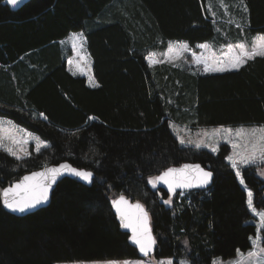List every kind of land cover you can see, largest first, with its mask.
<instances>
[{
  "label": "trees",
  "instance_id": "trees-1",
  "mask_svg": "<svg viewBox=\"0 0 264 264\" xmlns=\"http://www.w3.org/2000/svg\"><path fill=\"white\" fill-rule=\"evenodd\" d=\"M244 2L248 33H264V0ZM71 31L86 35L98 86L73 75L57 47H47ZM216 38L224 39L206 0H26L17 8L0 0V62L33 52L34 64L16 85L0 72V115L51 142L24 159L0 149V264L141 256L112 206L121 195L147 207L156 257L212 264L216 256L249 249L255 224L249 222L247 191L226 160L230 145L217 153L184 146L169 122L264 124V57L210 74L164 62L151 66L146 58L159 40L195 45ZM65 159L93 170L92 184L64 177L48 206L22 216L5 209L7 185ZM185 161L212 170L211 186L179 198L180 191L150 183ZM242 175L256 204L264 206L257 169L246 167Z\"/></svg>",
  "mask_w": 264,
  "mask_h": 264
},
{
  "label": "rangeland",
  "instance_id": "rangeland-1",
  "mask_svg": "<svg viewBox=\"0 0 264 264\" xmlns=\"http://www.w3.org/2000/svg\"><path fill=\"white\" fill-rule=\"evenodd\" d=\"M206 8L208 13L214 19L217 24L219 34H222L224 39L216 38L211 41H204L196 43L195 45H191L187 40L182 39H168L163 45L161 40L157 42V46H150L147 50V61L151 66H155L160 63H171L175 66L182 67L184 69H188L195 73H218L224 71H208L206 70V66L204 63H197V57L208 62V64L213 66H227L228 61L232 56L238 53V48L236 47L240 43H245L249 49L254 40L258 41L261 36H264V33L250 34L248 33V21H247V6L244 0H206ZM233 32L231 34L230 32ZM82 34V38L75 40L74 37ZM65 42L64 50L66 53H69L70 56L67 57L69 61V66L76 74H88V80H90L91 84L94 83V80L91 78L90 73L93 72V62L92 56L89 52L87 45V38L85 33H71L69 40H63ZM179 44H187L188 49L182 52L179 58H176V46ZM172 48L173 51L169 53V49ZM149 57L152 58L155 63L149 62ZM3 67L6 69L8 64H3ZM237 68L228 67L227 70H232ZM6 72L9 73V70ZM99 85V81L97 86ZM187 110V109H185ZM35 116H39L44 118V114L35 113ZM0 121H4V126L8 127V122L10 121L16 127L12 130L13 134L17 139H29V143L27 145H22V147L28 153L19 151L20 145H11L10 141L5 140L6 144L14 147V150L18 151V154L24 158H27L31 155L37 153L35 150V139L38 137L40 140L46 142L48 147L51 145V142L37 132L27 128L21 123H17L14 119L0 115ZM183 122V121H182ZM180 121H170V127L172 131L178 138L180 142L181 138L184 139L185 143H181L184 146H195L196 143H201L200 147L196 148H205L207 151L217 153L221 147V145L229 144L231 147V152L227 156V162L230 163L232 167L231 161L228 160L229 156H233V158L237 161V168H233L235 172L237 169L239 170L241 177L242 171L246 167H255L257 169L258 175L264 179V161L256 160L253 163H240L239 155L236 153H245V139H241L236 136V130L243 128L246 131L256 128H264V124H240V125H208V126H196L194 127L191 123H182ZM190 124V125H189ZM231 128L233 130L232 133H226L223 129ZM219 130V131H218ZM31 133L32 136L28 137L26 134ZM235 142L238 144L237 148L232 147V143ZM211 145V147L207 146ZM47 147H41L40 151ZM212 148H216V151H212ZM2 150V149H1ZM4 151V150H3ZM6 152V151H5ZM7 153V152H6ZM246 154V153H245ZM10 155V154H9ZM12 156V155H10ZM15 157V156H13ZM16 158V157H15ZM17 159V158H16ZM241 177H238L241 183ZM242 184L247 193L250 190L252 192V205L256 209L257 212H264V206H259L256 204L254 191L249 188L247 183L244 180ZM129 198L127 195H124ZM118 198V197H117ZM134 201L133 199L129 198ZM115 199L113 200V202ZM141 202V201H139ZM142 203V202H141ZM143 204V203H142ZM113 206V203H112ZM145 207V204H143ZM247 206L250 213L249 222L255 224V233L250 237V247L248 250H240L230 257L216 256L212 264H235L237 260H241L242 264H264V224H262L260 218L251 210L248 205V196H247ZM147 209V207H145ZM148 210V209H147ZM151 222V216H150ZM129 233V232H128ZM130 234V233H129ZM156 240V238H155ZM254 242H259V247H256ZM157 244V240H156ZM250 252L257 253L256 256L248 258V254ZM240 254H243L241 257ZM247 258V259H244ZM168 261H171L172 264H193L187 258H175L174 256H165V257H156L155 253L148 254L145 256L141 253V256L137 258H125V259H93V260H72V261H60L56 264H109V262H114V264H138V262H143V264H167Z\"/></svg>",
  "mask_w": 264,
  "mask_h": 264
},
{
  "label": "snow or ice",
  "instance_id": "snow-or-ice-1",
  "mask_svg": "<svg viewBox=\"0 0 264 264\" xmlns=\"http://www.w3.org/2000/svg\"><path fill=\"white\" fill-rule=\"evenodd\" d=\"M8 3L13 6L19 3V0H8ZM82 34L74 37L75 40L81 39ZM238 48V53L231 57L228 61L227 66H213L208 64L207 61L197 57V63H204L206 66V70L208 71H225L228 67L231 68H239L247 63L248 60L254 59L257 56L264 57V36H261L258 41L254 40L251 48L245 44L240 43L236 46ZM188 49L187 44H179L176 46V58H179L180 54ZM173 51L172 48L169 49V53ZM150 63H155L151 57H149ZM93 86H97L93 84ZM16 126L13 125L10 121L8 122V127L4 126V121H0V149L6 151L8 154L15 156L17 159H22L23 157L18 154V151L14 150L13 146L5 143V140L10 141L11 145H20L19 151L28 153L22 147V145H27L29 143V139L19 140L13 134V129ZM219 131V130H218ZM226 133H232L233 130L231 128L223 129ZM236 136L245 139V153H236L240 157V163L248 164L253 163L256 160L264 161V128H253L250 130H245L243 128L236 130ZM28 137H31V133L26 134ZM35 139V150L37 152L40 151L41 147H48V144L38 137ZM181 143H185L184 139L181 138ZM202 143V142H201ZM201 143H196V147H200ZM211 147V145H207ZM232 147L235 149L238 147V144L233 142ZM216 148H212V151H216ZM228 160L231 161L232 167L237 168V161L233 158V156H229ZM195 168L199 173V178L196 181L198 186H202L207 184L211 177L212 173L210 171H204L200 168L199 165L190 166L185 165L184 168ZM62 171L70 172L85 181L91 183L93 173L85 170H80L76 168H72L71 165H60L59 168H51L45 172H34L31 176H25L21 183H16L14 186H10L3 190V204L5 207L12 211L24 212L30 208H34L37 205L46 202L49 197V191L51 185L55 183L58 175L62 173ZM236 175L241 177L239 170L237 169ZM160 181H163L168 185L169 190L172 193H175V189L177 187L180 188H189L193 186V182L186 178L183 175V170L169 168L162 175L154 177L150 180V183L153 187ZM241 183L243 184V177H241ZM248 205L251 210L260 218L262 224H264V212H257L256 209L252 205V192L249 190L248 193ZM166 203H171L170 200L165 201ZM117 212L120 214L122 219H126L127 222L123 224L125 228L132 229L131 240L134 244L139 246L140 252H142L145 256H147L155 245V239L151 235V229L148 227V216L147 212L143 210V206L140 204H136L135 208L139 210L140 215L133 219L128 216V214L121 207L122 204L126 205L128 202L121 197L119 201L113 202ZM256 247H259V242H254ZM243 257V254H240ZM257 253L250 252L248 254V258L256 256ZM247 259V258H244ZM109 264H114V262H109ZM138 264H143V262H138ZM167 264H172L171 261H168ZM235 264H242L241 260H237Z\"/></svg>",
  "mask_w": 264,
  "mask_h": 264
},
{
  "label": "water",
  "instance_id": "water-1",
  "mask_svg": "<svg viewBox=\"0 0 264 264\" xmlns=\"http://www.w3.org/2000/svg\"><path fill=\"white\" fill-rule=\"evenodd\" d=\"M25 1H26V0H19V3H18L17 5H15V6H13V5L10 4V3H9V4H10L13 8H17L21 3L25 2ZM6 2H8V0H6ZM64 164L71 165L72 168H76V169H80V170H85V171H89V172L93 173L91 183H89L88 181L83 180L82 178H80V177H78V176H76V175H74V174H72V173H70V172L62 171V173H61L60 175L57 176L55 183H53V184L51 185V188H50V191H49V197H48V200H47L46 202H43V203L37 205L36 207H34V208H30V209H28V210H26V211H24V212L12 211V210H10V209H8L7 207L4 206L5 209H7L9 212H11V213H13V214H15V215L22 216V215H26V214L32 213V212H34V211H36V210H38V209H40V208H42V207H46V206H48V205L50 204L51 200H52L53 191L55 190V188H56L58 182H59L61 179H63L64 177H73V178H76V179L82 181V182L85 183V184H89V185L92 184L93 179H94V176H95V173H94L93 170H91V169H87V168H84V167H81V166H78V165H75V164H74L73 162H71L70 160L65 159V160H62V161L57 162V163H49V164L44 165V166L41 167V168H38V169H34V170H31V171H28V172L24 173L20 178L16 179L15 181H13V182L10 183L9 185H7L4 189H6V188H8V187H10V186H14L16 183H21V182L23 181V178H24L25 176H31L34 172H45V171H47L48 169H51V168H54V167L59 168L60 165H64ZM185 165H190V166L199 165L200 168L203 169L204 171H210V172L212 173V177H211L210 181H209L207 184H205V185L198 186V185L196 184V181H197V179L199 178V173H198V171H197L194 167H193V168H187V169H185V168H184ZM169 168H175V169H181V170H183V175H184L186 178H188L189 180H191V181L193 182V186H192V187H189V188H180V187H177V188L175 189V193L178 192V191H183V190H193V189H196V188H206V187L211 186V184H212V182H213V177H214V175H213L212 170H210L209 168L203 166L200 162H196V161H185V162H183V163H181V164H178V165H172V166H169L168 168H166L164 171H162L158 176L162 175V174H163L165 171H167ZM158 184L161 185L162 187L166 188L167 190H169L168 185L165 184L163 181L158 182ZM4 189H3V190H4ZM3 190H2V194H3ZM169 191H170V190H169ZM170 192H171V191H170ZM171 193H172V192H171ZM173 194H174V193H173ZM121 197H124V199L128 202L126 205H124V204L121 205V207H122V208L124 209V211L128 214V216L132 217L133 219H135V217L139 216V215H140V212H139L138 209L135 208V205H136V204H140V205L143 206V204H142L141 202H139V201H132V200H130L129 198H127L126 196H124V195L119 196L118 198L115 199V201H119ZM2 202H3V195H2ZM3 205H4V204H3ZM113 208H114V211H115V213H116V215H117V217H118L119 222L121 223V227H122L125 231H127V232L130 233V240H131L132 229H131V228H125V227L123 226V224L126 223L127 220L121 218L120 214H119V213L117 212V210H116V207H115L114 203H113ZM143 210H144L145 212H147V216H148V227L151 229V235H152V237H154V239H155V234H154V232H153V228H152V225H151V222H150V213H149V211H148L144 206H143ZM131 242H132V240H131ZM132 243H133V242H132ZM133 244H134V243H133ZM134 245H136V244H134ZM136 246L139 248L138 245H136ZM155 250H156V240H155V245L153 246V250H152L149 254H151V253H155ZM141 253H142V252H141Z\"/></svg>",
  "mask_w": 264,
  "mask_h": 264
},
{
  "label": "crops",
  "instance_id": "crops-1",
  "mask_svg": "<svg viewBox=\"0 0 264 264\" xmlns=\"http://www.w3.org/2000/svg\"><path fill=\"white\" fill-rule=\"evenodd\" d=\"M78 32H81V31H71L70 34L60 40H58V42H53L51 43L50 45H48L47 47L51 46V45H55L57 47V51H58V54L59 56L61 55L63 58H65V60L67 59L68 56H70L69 53H66L65 50H64V47L66 46L65 45V42L67 41H63V40H69L70 38V35L71 33H78ZM44 49V48H43ZM33 52H27L26 54H23L19 60L11 63V64H8L9 67H7L6 69L3 67V64L2 62H0V72H6L7 70H9V73L6 72V78H7V81H10L16 85L17 81L19 80V78L21 77V72H26V70L29 69V67H33L34 64H32V61L30 56ZM92 62H93V58H92ZM67 68L69 69V71L73 74V75H79V74H76L72 69L71 67L69 66V61L67 60ZM25 64V65H23ZM79 76H85L86 79H87V83L90 85V86H93V84L97 85L98 81L96 80L93 72L90 73V76L91 78L94 80V83L91 84L90 80H88V77H89V73L88 74H80Z\"/></svg>",
  "mask_w": 264,
  "mask_h": 264
},
{
  "label": "built area",
  "instance_id": "built-area-1",
  "mask_svg": "<svg viewBox=\"0 0 264 264\" xmlns=\"http://www.w3.org/2000/svg\"><path fill=\"white\" fill-rule=\"evenodd\" d=\"M188 193H189V191H181L179 198H182L185 196H186V198H188V197L190 198L191 196Z\"/></svg>",
  "mask_w": 264,
  "mask_h": 264
},
{
  "label": "clouds",
  "instance_id": "clouds-1",
  "mask_svg": "<svg viewBox=\"0 0 264 264\" xmlns=\"http://www.w3.org/2000/svg\"><path fill=\"white\" fill-rule=\"evenodd\" d=\"M183 191H188V190H183ZM181 192V191H180Z\"/></svg>",
  "mask_w": 264,
  "mask_h": 264
},
{
  "label": "bare ground",
  "instance_id": "bare-ground-1",
  "mask_svg": "<svg viewBox=\"0 0 264 264\" xmlns=\"http://www.w3.org/2000/svg\"><path fill=\"white\" fill-rule=\"evenodd\" d=\"M42 114V113H41Z\"/></svg>",
  "mask_w": 264,
  "mask_h": 264
}]
</instances>
